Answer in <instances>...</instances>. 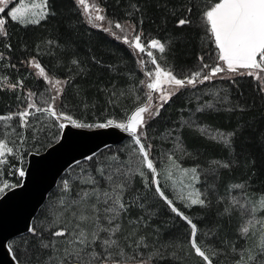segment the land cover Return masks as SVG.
<instances>
[{
    "label": "trees",
    "instance_id": "1",
    "mask_svg": "<svg viewBox=\"0 0 264 264\" xmlns=\"http://www.w3.org/2000/svg\"><path fill=\"white\" fill-rule=\"evenodd\" d=\"M97 2L111 20L140 24L139 33L144 44L151 39L163 43L165 52L161 54L162 61L178 78L191 75L203 63H211L216 57L214 42L202 23L201 14L208 0ZM189 9L192 11L189 12ZM47 12L46 18L29 25L12 21L6 12L3 14L7 35H0V116L12 115L9 122L18 131L19 137L15 142L23 144V156L45 150L60 134L58 122L50 118L53 137L40 133L38 143H30L32 135L29 125L20 127L19 117L15 115L26 108L28 93L36 94L39 84H44L42 78L36 75V68L28 63L30 60L37 61L49 76L65 80L56 110L65 106L77 112L75 118L80 120L103 121L104 113H116L118 119L124 117L128 110L138 105L132 97L135 88L138 94L143 93L138 100L143 102L146 98V88L140 83L144 76L139 52L129 44L111 38L105 31L90 26L76 0H48ZM181 18L190 19L191 23L178 27L177 21ZM17 82L22 83L15 88L9 87ZM221 82L225 84L221 103L198 111L187 98V92L207 85L208 81L198 83L195 88L185 87L163 105L159 115L148 119L141 137L147 146L146 126L157 132L176 128L183 154L176 151L174 157L181 166L197 170V187L203 194L206 206L185 207L173 202L197 225V243L210 256L213 264H223V258L230 257V249H240L245 242L239 232L244 216L237 205L230 204L228 193L235 190V185L242 184L243 192L248 195L264 194V92L260 91L261 83L247 75L228 77ZM206 100L212 101L209 97ZM190 115L199 125L234 133L230 137L231 143L213 141L196 129L183 125L182 121L189 119ZM1 124L4 123L0 122V130L3 129ZM128 140L130 137L123 144ZM150 145V158H153V144ZM105 150L91 160L79 163L90 165L95 170L96 156ZM11 164L18 163L12 161ZM224 164H228V167H223ZM116 166L122 169L117 161L113 167ZM73 174H63L60 180L68 178V189L64 188L63 183H58L34 218L32 227L36 228L37 235L29 232L9 242L20 264H62L64 250L69 245L65 237H54L51 233L62 228L75 233L79 230L77 225L86 229L89 225L93 227L91 221L82 222L78 217L82 214L89 217L95 215L91 208L95 198L72 203L79 201L78 193L90 188L88 184L77 183L75 178H80V172ZM151 176L149 173L148 178L144 179L135 173L128 178L132 191L125 194V202L130 207L112 225H120V231L114 238L126 252H131L130 249L136 247V241L143 237V243L137 247L142 250L141 254L134 251L132 253L137 255L132 256L129 253L130 257L138 258L127 260V264H137L141 259L148 264H205L191 247V226L173 213L156 194L151 185ZM165 194L172 200L170 193L165 191ZM226 208L229 211L226 212ZM51 210L54 216L50 215ZM259 215L264 217V211H260ZM107 224L108 221L102 219V225L109 226ZM41 241L55 243L44 248ZM254 257L255 260L246 264H261V252L255 253Z\"/></svg>",
    "mask_w": 264,
    "mask_h": 264
},
{
    "label": "snow or ice",
    "instance_id": "2",
    "mask_svg": "<svg viewBox=\"0 0 264 264\" xmlns=\"http://www.w3.org/2000/svg\"><path fill=\"white\" fill-rule=\"evenodd\" d=\"M12 0H0V14L5 13L9 4ZM31 3V0H29ZM78 6H83V12L87 17L88 23L92 24L94 27H102V25L97 24V21H104L106 17L102 15V9H100L96 4L91 6L86 3V0H76ZM91 7V12L89 8ZM39 8L37 15L40 19L46 18L48 15V0H42V2L37 5L31 3V9L27 8L25 5V0H20L19 4L12 7L10 11H7V17L12 21H17L22 24L24 23H38L36 19H25V14L29 11ZM189 12L192 10L189 9ZM93 13H95L93 15ZM202 23L205 25L206 32L210 35L211 40L214 42L216 49L217 63L215 65H209L206 63L202 64L200 70L194 71L189 76L183 78H178L171 70L163 68L158 59L154 56L152 49L158 50L160 53L165 52V45L157 39H151L145 45L142 41V35L136 33L131 39H129L128 29L120 24L119 22L114 23V27L119 29L123 36H118L115 32L111 31V25L113 22H109V27H104L105 32H110L117 39H122L124 43L129 44L131 48L135 51L145 54L149 60L146 62L144 59H140L139 63L142 66V71L144 75L148 78L147 80H142L140 83L144 85L148 92L146 93L147 100L140 106H137L128 116L127 120L124 122H116L112 119L107 120L103 123L88 124L79 122L72 116L67 115L63 112H58L56 110L55 102L62 95L63 89L59 87L64 81L50 77L45 69L34 59L28 61L34 68L38 69L37 75L43 77L47 81L51 88L49 91H55V95L51 97H44L41 94V103L44 107L38 106L33 102L32 98L36 95L35 93H28V103L23 111L16 113L15 115L19 117L20 127H26L28 125V117L34 115L35 113H43L47 117H50L58 122V127L60 129L65 128L63 121H68L75 128H98L106 129L109 127H115L123 132L129 133L137 146L134 152H138L139 157L142 159L139 161L141 167L148 169L151 173V185L154 186L156 194L168 205L173 213H175L182 220L186 221L191 226V247L194 249L195 254L203 259L205 264H213L210 256L202 250L198 245L197 236V225L189 219L173 202L169 199L165 192L162 190L158 178L157 169L154 166V161L150 159L149 150L151 145H145L141 141V137L144 135L142 131L147 123L148 118H153L160 113V109L163 107L168 100L185 87L195 88L198 83L202 84L205 81H210L219 76V78L224 79L225 76L221 74H230L231 76H249L261 83L260 91L264 92V0H208V4L202 12ZM190 19L181 18L177 21V26H184L190 24ZM135 31V28H132ZM0 35H7L6 31V19L0 16ZM203 61V57L200 58ZM150 62L154 65V69L147 70L145 65ZM76 63V61H73ZM243 70V71H241ZM6 79V78H5ZM22 82H17V84H11L9 87L15 88L19 86ZM167 84L171 87V91H168L161 86ZM159 92L160 95L157 98L159 103L153 108L152 101L154 100L153 93ZM205 107H212L211 104L205 105ZM35 110V113L30 111ZM200 109H198L199 111ZM147 114V117L146 115ZM13 117H3L0 116V120H11ZM206 134L211 136L213 139L219 138L225 144H230V137L234 133H216L214 131L203 130ZM21 142H23V136L20 135ZM22 159L17 154V149L14 146H9V141L7 139H0V166L8 163V158ZM86 159L91 160L92 157H86ZM172 157H169L171 160ZM113 161L118 160V157H112ZM223 167H228V164L222 165ZM185 172L189 170H184ZM193 174V180H197L196 169L190 170ZM98 177L89 176L83 183L92 185L91 189L82 190V193H78L79 201H73L72 203L87 202L89 198L95 197V203L91 204L93 213L103 212L105 215L103 219L108 221L109 226H104L101 224L102 217L100 215H94L92 217L86 215H80L78 219L82 222L91 221L93 227L90 230H85L84 228L77 225L79 229L75 233H69L67 228H62L51 233L54 237H65L66 243L69 245L68 248L64 250V257L62 264H127V259L130 257L125 256V252L122 247L119 246L118 240L114 239L116 233L120 231V225L117 223L114 226L113 221L117 220L120 214L130 207L129 203L125 202V194L132 191L130 187L129 176L132 174L131 169H121V167L116 166L114 169H109L106 171L103 168H98ZM139 175L144 176V172L137 169ZM18 173L19 177L23 178L26 174V170L23 167H17L15 173L9 172V174ZM2 175V173H0ZM101 181L106 185L101 187ZM19 184H13L7 180H0V196L6 194L8 190L19 187ZM146 187L149 185L146 183ZM69 187L68 182H64V188L67 190ZM236 188H243V185H236ZM202 193L198 190L188 193L186 196L184 194L180 195L181 200L187 201L185 207H191L193 205H199L201 207L206 206L205 199L202 198ZM137 200L139 197L136 198ZM239 202L235 200L232 201L233 205ZM261 203H264V198H262ZM98 204L105 205L102 209L97 207ZM241 209L248 211L244 205H240ZM264 211V207L259 209ZM229 211V209H225ZM257 208L254 206L251 209L252 213H255ZM255 223H261L264 227V221H258L255 217L249 219L245 226L242 227L241 232L243 234H248L250 232V227L254 226ZM28 231L33 235H37L36 228L29 227ZM101 233H106L107 236L104 237ZM44 248H49L55 242L45 243L41 241ZM143 243V237L136 241V247H139ZM146 246V245H145ZM10 253H14L12 246L6 245ZM99 247L100 251H97ZM115 257H120L116 259ZM14 259L15 256H13ZM151 259V257H149ZM244 258L241 257V260ZM256 257L249 256L248 260H255ZM19 264V261H16ZM137 264H148L147 261L141 259L137 261ZM239 264V262H238ZM261 264H264V247L261 248Z\"/></svg>",
    "mask_w": 264,
    "mask_h": 264
},
{
    "label": "rangeland",
    "instance_id": "3",
    "mask_svg": "<svg viewBox=\"0 0 264 264\" xmlns=\"http://www.w3.org/2000/svg\"><path fill=\"white\" fill-rule=\"evenodd\" d=\"M19 2H20V0H12L11 4H9L8 8L5 11L6 15H7V11H10L12 7L17 6L19 4ZM41 2H42V0H31V3H35L37 5H39ZM12 3H14V4L12 5ZM31 3L29 2V0H25V5L29 9H31ZM86 3H88L90 6L94 3L100 9H102L99 6L97 0H86ZM80 8L82 10V14H83L84 18L87 20V17L83 12V6H80ZM39 11H40L39 8H37L35 10L27 12L25 14V19H36V20L40 21L41 19L37 15V13ZM89 11L90 12L92 11L91 7L89 8ZM3 14H0V16H3ZM94 14L95 13H93V15ZM101 14L104 15L106 17V19L104 21H97L95 23L102 25V27H94L90 23H89V25L96 28V29H100V30L104 31L103 28L109 27V22H113L111 25V31L115 32L118 36L124 35V33H122L119 29H116L114 27V23L116 21H113V20H111L110 17L106 16L104 13V10L102 11ZM3 18H5V16H3ZM18 23H20V22H18ZM119 23L124 25L128 29V31L130 33L129 39H131L136 33H139L140 24L134 25L130 21H124V22H119ZM20 24H22V23H20ZM29 24H36V23H24L22 25H29ZM133 27L135 28L134 32L132 31ZM106 33H108V35L111 38H113V39L116 38L112 34H110V32H106ZM118 40L123 42L122 39H118ZM147 43H148V41H147ZM147 43H145V45H147ZM152 51H153L154 56L158 59V63H160V65L163 68L170 70V68L165 63H163V61H162V58H161L162 53H160L156 49H152ZM140 55L142 57L141 59H144L146 62L149 60V58L145 54L140 53ZM216 63H217V57H214L213 61L211 63H207V64H209L211 66V65H215ZM145 67L147 70H152V69H154L155 66L152 65L150 62H148V63H146ZM140 68L142 70L141 64H140ZM241 71H243V70H241ZM37 72H38V69H36V75H37ZM142 73L144 76V80H147L148 78L144 75V71H142ZM221 75L225 76V78L222 80H226L230 76V74H221ZM235 76H237V75H235ZM25 77H29V76L25 75ZM232 77L233 76H231V78ZM40 78H42V80L44 81V84H39V87L36 90V95L34 97V102L38 106L44 107L46 105L41 103V94H43L44 97H51L52 95H55V91L50 92L49 89L51 88V85L47 81H45L43 77H40ZM55 79H57V78H55ZM215 79H221V78H219V76H218V77L208 81L207 85H204V86H202L196 90L187 92L188 93L187 98L190 99V102H191L192 106L194 107V109H205V108H209V107H205V105H207V104H211L213 107L216 103L222 102L223 92H224L223 89H224L225 84L223 82H221L222 80H215ZM58 80L65 82V80H62V79H58ZM65 84L66 83H63L59 87H61L63 89ZM40 85H42V86H40ZM161 87L168 90V91L172 90L171 87L167 84H164ZM226 88L227 87L225 86V89ZM132 92L134 93V96L132 95V97L134 99H136L135 101H137V104H138L137 106H140L142 103L146 102L147 97L145 98V100L143 102L138 100V99H141V97H143V93L138 94L137 88H135V90H132ZM147 92H148V89L146 88V93ZM159 95H160L159 92L153 93V97H154V100L152 101L153 108L155 107V105L157 103H159V100L157 99L159 97ZM206 97H209V99H212V101L206 100ZM57 101L55 102L56 108H57ZM60 107L61 108H59L60 110L58 112H63L67 115L72 116L74 119H76L79 122L88 123V124L103 123L109 119H112L116 122H124L127 119V116L135 109V106H134V108H132L131 110H128L126 112V115L124 117H121L119 119L116 118V113H110V114L104 113V114H102V117H105L103 121H98V120L85 121V120H80V119L75 118L76 115L78 114L77 112H73L69 108H67V107L65 108V106L64 107L60 106ZM31 110H32V112L35 113L34 109H31ZM69 111H70V113H69ZM121 113H123V112H121ZM145 115L147 117V114H145ZM8 116H12V115H9V114L3 115V117H8ZM148 119H150V118H148ZM148 119H147V121H148ZM9 121L10 120H0V122L4 123V124H1V127L3 129L0 130V139H7L9 141V146H14L17 149L18 156L21 157L22 159H14V158L9 157L8 163L3 165V166H0V173H2V175H0V180H7L8 182L13 183V184H19L20 183L19 182L20 177H19L18 173L13 175V174H9V172L11 171V172L15 173V169L17 167H23V165L25 166L26 165V157L29 153L26 156H23V154H22L23 144L21 143V145H19L15 142V139L17 140V137H19L18 131H16V128ZM64 122H68V121L65 120V121H63V123ZM182 124L196 129L197 131H199L202 135H204L208 139L224 143L219 138H217V139L211 138V136L206 134L203 130L214 131L216 133H224V132L215 131V130H212V129L204 126V125L197 124V122L192 118L191 115H190L189 119L185 118L182 121ZM28 125L31 129V135H32L30 143H38L37 140L41 139L40 133L42 135L44 134V136L48 135V137H50L52 135V137H53V124L50 120V117H47L43 113L34 114L32 116H29L28 117ZM34 127H36V129ZM175 129L176 128H170V131L157 132L156 130L149 128V126H146V141L149 144H153V158H150V159H152L154 161V166L157 169V178H158V181H159V184H160L162 190L164 192L166 191V192L170 193L172 200H174L177 203H180V204L185 206L187 201L181 200L179 197L181 194H184L186 196L188 193L196 191V190L201 192L199 190V188L197 187V185L199 184V174L196 172L195 175L198 177V179L193 180V174L190 171L191 169H193V167L181 166L179 164V162L176 160V158L174 157V153H176V151H181V153L183 154L182 150H180L178 135H177V132ZM59 131L61 132L60 128H59ZM224 134H227V133H224ZM59 135H58V137H59ZM129 137H130V140H128L124 144L122 142L118 145L110 146L111 148L107 147V148H105L106 150L104 151V153L96 156L95 165L97 167L95 166L96 167L95 170L90 165H87L85 163H78V164H75L76 166L73 165L74 167L73 166H72V168L70 167L71 169L69 168L68 170H66L65 173L69 174V173L73 172L74 174H76V173L80 172V174H78L80 176V178L77 176L75 179L78 180L77 183H83V181L86 180L89 176L98 177V172H97L98 168H103L106 171H108L110 168L114 169L113 166L117 161L118 163L121 164L122 170L123 169H131L132 170V174L129 176V178L133 177L135 173H138L137 169H139V170L144 172V176L139 175V177H143L144 179H147L148 178L147 175L149 173L152 175V173L148 169L140 166L139 161L142 159V157H139L138 152L133 151L134 149L137 148V146L135 145V143L132 139V136H129ZM121 144H123V145H121ZM41 151H44V150H41ZM41 151H39V152H41ZM39 152H36V153H39ZM170 156L172 157L171 160H169ZM112 157H118V160L113 161ZM12 161H16V163H18V164L13 165V164H11ZM90 169H91V171H87ZM184 170H189V171L185 172ZM70 177H71V175H70ZM65 181H68V178H64V179L58 181V183L64 184ZM238 185H242V184H238ZM100 186L105 187L106 185L104 184L103 181H101ZM235 186H234L235 190L233 192L228 193V199H229L230 204H232V201L234 198H235V200H237L239 202L236 205L238 206L241 214L244 216V220L241 223V226L239 228V232L243 236L245 242L243 244V247H241L240 249L237 247L230 249V253H229L230 257L223 258V260H222L223 264H238V262H239V264H246L249 262V260H248L249 256H255V253L258 254L259 252H261V248L264 247V227H262L261 223H255L254 226H251L250 232L248 234H243L241 232L242 227L245 226L247 221L249 219H252L253 217H255L256 220H258V221H264V217L259 215V212H260L259 209L261 207H264V203H261L262 198H264V194L256 195V196L248 195L247 193L243 192L244 188H236ZM92 187L93 186L90 185L89 189H91ZM93 201H95V199H93ZM240 205H244L245 208L248 209V211L242 210ZM254 206L257 208V211L255 213H252L251 209ZM97 207L102 209L103 207H105V205L98 204ZM82 209H85V208H82ZM50 215L54 216L52 210L50 211ZM95 215H100L103 219V216L108 215V214L100 212V213H95ZM102 219L100 221L101 224H102ZM115 221H113V222H115ZM84 229L90 230L91 229L90 225H89L88 229H86V228H84ZM101 235L107 236L106 233H101ZM119 246L122 247L121 245H119ZM66 248H68V247H66ZM138 249L139 248L134 246L130 249L131 252H126V250L123 248L126 258L130 257L129 253H131L132 256L134 254H136V253H132L134 251H137L138 255H140L142 250H138ZM97 251H100V249L98 247H97ZM51 252H53L55 254V251L51 250ZM58 257H60V256H58ZM241 257H243L244 259L241 260ZM116 258L118 259L120 257H116ZM130 258L131 259H127V260H136L138 258V256L137 257H130ZM50 261H52V260H50Z\"/></svg>",
    "mask_w": 264,
    "mask_h": 264
},
{
    "label": "water",
    "instance_id": "4",
    "mask_svg": "<svg viewBox=\"0 0 264 264\" xmlns=\"http://www.w3.org/2000/svg\"><path fill=\"white\" fill-rule=\"evenodd\" d=\"M64 124L54 143L42 152L27 155L21 185L0 196V264H16L6 245L29 233L34 218L66 170L131 136L115 127L78 129L69 122Z\"/></svg>",
    "mask_w": 264,
    "mask_h": 264
}]
</instances>
